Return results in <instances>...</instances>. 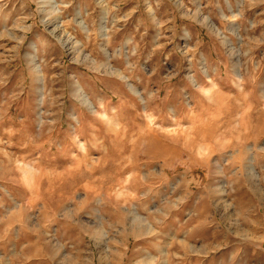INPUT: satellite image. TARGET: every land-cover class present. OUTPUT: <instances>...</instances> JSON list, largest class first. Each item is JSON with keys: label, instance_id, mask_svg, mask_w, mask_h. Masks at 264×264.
<instances>
[{"label": "rangeland", "instance_id": "374dc122", "mask_svg": "<svg viewBox=\"0 0 264 264\" xmlns=\"http://www.w3.org/2000/svg\"><path fill=\"white\" fill-rule=\"evenodd\" d=\"M186 263L264 264V0H0V264Z\"/></svg>", "mask_w": 264, "mask_h": 264}, {"label": "bare ground", "instance_id": "6f19581e", "mask_svg": "<svg viewBox=\"0 0 264 264\" xmlns=\"http://www.w3.org/2000/svg\"><path fill=\"white\" fill-rule=\"evenodd\" d=\"M77 92H78V90H76ZM145 135V134H144ZM157 135H159V133L157 134ZM151 136V135H150ZM154 136V135H153ZM148 137V136H147ZM144 138V137H143ZM155 138V137H154ZM148 140H149V138H148ZM153 143H154V141H153ZM160 144V143H159ZM156 148V147H155ZM162 148V147H161ZM154 149V148H153ZM159 149H160V147H159ZM170 149V148H169ZM148 150V149H147ZM156 151H159L158 149L156 150ZM162 151V150H161ZM169 151V150H168ZM148 152V151H147ZM171 152V151H170ZM149 153V155L151 156V154H153V153H151V151L150 152H148ZM151 153V154H150ZM165 153H167V152H165ZM147 154V153H146ZM153 155H155L156 157H157V160L159 159V158H162L165 154H164V152H157V153H154ZM159 157V158H158ZM152 158V157H151ZM148 160H149V157H148ZM151 160V159H150ZM133 161V160H132ZM40 163V162H39ZM147 164V163H146ZM30 172V171H29ZM137 174V173H136ZM28 176V175H27ZM30 177H31V175H30ZM146 177V176H145ZM27 178H29V177H27ZM31 180V179H30ZM47 184V183H46ZM48 185V184H47ZM123 187V186H122ZM254 193V192H253ZM253 195V194H252ZM245 197V196H244ZM131 198H132V196H131ZM208 211V210H207ZM200 214V213H199ZM133 218H135V217H133ZM203 218V217H202ZM141 220V219H140ZM141 224V223H140ZM144 224V223H143ZM141 226H143L142 224H141ZM254 226V225H253ZM251 230V229H250ZM256 231V230H255ZM136 234V233H135ZM210 238H212V237H210ZM213 239V238H212ZM209 240V239H208ZM210 241H211V239H210ZM247 241V240H246ZM181 242V241H180ZM185 247H187L186 245H185ZM248 247H250V246H248ZM190 249V248H189ZM195 253V252H194ZM187 264V263H186Z\"/></svg>", "mask_w": 264, "mask_h": 264}]
</instances>
